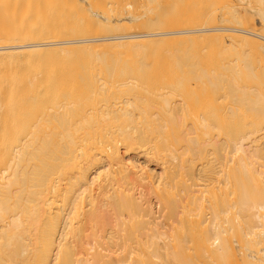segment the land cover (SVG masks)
I'll use <instances>...</instances> for the list:
<instances>
[{
  "label": "bare ground",
  "instance_id": "bare-ground-1",
  "mask_svg": "<svg viewBox=\"0 0 264 264\" xmlns=\"http://www.w3.org/2000/svg\"><path fill=\"white\" fill-rule=\"evenodd\" d=\"M220 7L211 12L229 25L80 38L24 36L20 22L0 30V264H264V0ZM112 54L129 63L115 68ZM199 66L210 70L196 75L192 103L204 91L211 110L187 123L168 106L189 94L183 67ZM91 103L97 113L85 114ZM162 238L174 249L157 248Z\"/></svg>",
  "mask_w": 264,
  "mask_h": 264
},
{
  "label": "rangeland",
  "instance_id": "rangeland-1",
  "mask_svg": "<svg viewBox=\"0 0 264 264\" xmlns=\"http://www.w3.org/2000/svg\"><path fill=\"white\" fill-rule=\"evenodd\" d=\"M150 1H151V3H150ZM85 0L84 2L82 1L81 2V0L80 1H77V0H0V30H2L3 31V34H4V32H7V31H4V29L6 28V29H8V27H9V30H10V33H12V31H11V29H12V27L13 28H15L16 27V25L20 22V23H22V25L20 26V28L22 27V26H27L26 27V29L28 30H22V32H21V34L24 32L26 35H27V33H28V35H30V34H33V37H34V35H40L41 34V32H42V34H41V36H57L58 37V35L62 38H80V37H86V36H96V35H101L102 33H104V34H106L107 32L109 33V32H126V31H128V30H131V31H135V30H138V31H144V30H149V31H162V30H169V29H177L178 27L179 28H193V25H194V28H198L199 27V25H200V27H209V25L210 26H213V25H215L216 23V25H229V24H227V23H221V22H219L218 23V18L220 19V18H222V17H219L218 15H220V14H224L225 12L224 11H221V9H219L220 10V12H219V14H218V12H216L217 10H213L214 12H216L217 14H215L214 12H211V10L212 9H210V8H217L218 9V6L220 7L221 5H222V3H223V1H221V0H214L215 2H213V4L215 3L216 4V6H214L213 4H212V2L211 1H213V0H211V1H209V0ZM156 1V2H155ZM220 1V2H219ZM80 2V3H79ZM147 2H149V3H147ZM155 2V3H154ZM218 2H219V4H218ZM15 4V6L14 5H12V4ZM128 3H130V5H131V7H133V8H127L126 9V7H127V5H128ZM147 3V4H146ZM158 3V4H157ZM4 4V5H3ZM127 4V5H126ZM160 4H162V5H160ZM206 4V5H205ZM221 4V5H220ZM20 5V6H19ZM146 7H151V8H156V9H151L152 11H149V10H147L146 8H145V6ZM12 6V7H11ZM17 6V7H16ZM154 6V7H153ZM159 6V7H158ZM202 6V7H201ZM210 6H212V7H210ZM15 7V8H14ZM158 7V8H157ZM206 7V8H205ZM3 8H4V10H3ZM6 8V9H5ZM9 8V9H8ZM26 8V9H25ZM30 8H32V9H30ZM90 8V9H89ZM221 8V7H220ZM13 9H14V11H13ZM30 9V10H29ZM206 9H208V10H210V12L207 10V12H205L206 11ZM27 10H29L28 12H27ZM90 10V11H89ZM197 10V11H196ZM11 11V12H10ZM130 11H132V13H133V17H132V13L130 12ZM184 11L186 12V13H184ZM10 12V13H9ZM26 12H27V14H26ZM91 12V13H90ZM128 12H130V13H128ZM152 12V13H151ZM181 12V13H180ZM193 12V13H192ZM12 13V14H11ZM183 13H184V15H183ZM196 13V14H195ZM209 13V14H208ZM213 13V14H212ZM189 14V15H188ZM201 15V17L203 16V18H201V17H199V15ZM217 16H215V15ZM222 14V16H224L225 17V15H223ZM126 16H127V18H126ZM181 16V17H180ZM198 16V17H197ZM221 16V15H220ZM132 18V19H131ZM134 18V19H133ZM182 18V19H181ZM190 18V19H189ZM194 18V19H193ZM216 18H217V21H216ZM125 19H127V20H125ZM130 21H129V20ZM149 19V20H148ZM154 20V21H150V20ZM191 19H192V21H191ZM202 19V20H201ZM211 21H210V20ZM180 20V21H179ZM183 20V21H182ZM209 20V21H208ZM150 21V22H149ZM179 21V22H178ZM197 21V22H196ZM199 21V22H198ZM203 23H202V22ZM205 22V23H204ZM181 23V24H180ZM12 24V25H11ZM15 24V27L13 26ZM26 24V25H25ZM29 24V25H28ZM186 24V25H185ZM198 24V25H197ZM31 25V26H30ZM179 25V26H178ZM183 25H184V27H183ZM204 25V26H203ZM18 27H19V24L17 25ZM30 26V27H29ZM36 27V28H34V27ZM44 26V27H43ZM178 26V27H177ZM43 27V28H42ZM173 27V28H172ZM2 28V29H1ZM23 28V27H22ZM8 30V31H9ZM30 30V31H29ZM18 31V29L16 28L15 29V32H17ZM44 32V33H43ZM18 33H20L19 31H18ZM24 33H23V35H24ZM48 35H47V34ZM6 35H8L9 34V32L8 33H5ZM26 35H24V36H26ZM0 36H2V33L0 34ZM30 36H32V35H30ZM53 38V37H52ZM218 48V47H217ZM219 49V48H218ZM112 55H114L116 58H114V57H112L111 59H110V55L108 56L107 55V57L106 56H104L105 58H107L108 59V62L110 61V62H114V61H117L116 62V64L117 65H115V68L117 67H120V66H125V64H124V62H125V60L127 59V57H126V55L124 56V55H119V54H112ZM116 55H118V56H116ZM128 55V54H127ZM120 56V57H119ZM133 56V55H132ZM85 57V59L84 60H86V56H83V58ZM88 57V56H87ZM124 57L126 58V59H124ZM129 57V56H128ZM72 58V60L71 59H67L68 61H73L72 63L75 65V63H76V66L80 69V64L82 63V65L85 63L84 61H80L81 59H80V57H74V58H78V59H80L79 61H78V59H77V61L79 62H77V61H75V60H73V57H71ZM83 58H82V60H83ZM89 58V57H88ZM87 58V59H88ZM92 58H94V56H92ZM96 58H97V56H96ZM134 58V57H133ZM132 57H131V59H133ZM114 59V60H113ZM116 59V60H115ZM123 59H124V61H123ZM119 60V61H118ZM66 61V59L64 60V62ZM131 61V60H130ZM215 61V60H214ZM218 61V60H217ZM60 62H63V61H60ZM67 62V61H66ZM128 62V61H127ZM127 62H125V63H127ZM133 63H134V65H135V60L133 59V61H132ZM54 63V62H53ZM59 63V62H58ZM57 63V64H58ZM68 63H70V64H72L71 62H68ZM77 63L79 64V65H77ZM129 63V62H128ZM56 64V65H57ZM67 64V63H66ZM66 64H64L63 63V65L65 66ZM114 64V63H113ZM112 64V65H113ZM136 64H137V62H136ZM55 65V64H54ZM111 65V66H112ZM127 65H130V64H127ZM137 65H139V64H137ZM175 65V64H174ZM51 66H52V64H51ZM60 66H61V64H60ZM59 66V67H60ZM68 66V65H67ZM72 66V65H71ZM80 66V67H79ZM176 66V65H175ZM63 67V66H62ZM75 67V66H74ZM81 68H83V67H81ZM184 68V73H183V71L181 72L180 71V73H181V75H182V77L183 78H185V79H183L182 81L184 82L183 84H181V85H184L185 84V86H186V88H188L187 89V91L189 90V94H187L186 92V97H185V99H183V97H181V95H179V97H177L178 95H176V96H172L171 98H174L175 97V99L173 100V99H170L171 101H170V106H168V107H170V108H172L173 106V108H174V110L176 111L175 113L177 114V115H183V114H185V115H187V117H186V122L187 123H189V121H191V119H189V115L191 116V117H195V116H200V117H202V116H206L209 112H210V104L207 102V100L206 99H208L206 96H204V94H205V92L203 91V92H201V94L202 93H204L203 95H201V96H194V98H195V101L192 103V92L193 91H195V92H198V88H196V90L195 89H193V83L195 82V81H197L198 80V77L196 76V75H200L201 76V78H203L204 80H207L206 78V76L208 75V71L210 70H207V68L206 67H202V66H199L198 67V69L196 70V71H194L195 69L194 68H192V67H183ZM209 68V67H208ZM173 70H171L170 72H172ZM176 71L179 73V69H176ZM176 71H174V72H176ZM175 73H173V75H174ZM181 81V82H182ZM184 86V87H185ZM110 86H106V88H109ZM181 87H183V86H181ZM113 89V88H112ZM111 90V89H110ZM193 90V91H192ZM192 91V92H191ZM108 92H109V90H108ZM197 94V93H196ZM189 95V96H188ZM189 98H188V97ZM113 99L114 98H118V97H114V96H111ZM182 99H181V98ZM191 97V98H190ZM205 97V98H204ZM110 98V97H109ZM109 98H108V101H109ZM176 98H177V100H176ZM178 98H180V99H178ZM187 98V99H186ZM111 99V98H110ZM119 99L121 100L122 99V97L120 98L119 97ZM204 99V100H203ZM114 100H116V99H114ZM186 100V101H185ZM188 100V101H187ZM113 101V100H112ZM117 101V100H116ZM116 101H113V103H115ZM174 101V102H173ZM179 101H182V102H179ZM98 102H99V100H98ZM100 102H102V101H100ZM119 102V104L121 103L120 101H117V103ZM184 102L186 103V104H184ZM190 103L189 105H188V103ZM218 102V101H217ZM103 103V102H102ZM109 103V102H108ZM108 103H103L102 104V107H100L101 106V103H99V105L97 104V105H95V106H99L100 108H102L103 109V105H107ZM110 103H111V101H110ZM110 103L108 104V105H110ZM113 103H111V104H113ZM178 103V104H177ZM92 104V105H91ZM90 104V107L88 108L87 106L88 105H86V106H84V108H82V111H83V109H85L84 110V113H85V111L87 110V112L86 113H88V112H90L94 107H92L91 108V106H94V103H91ZM146 104V103H145ZM60 105V104H59ZM61 105H62V103H61ZM60 105V106H61ZM144 105V104H143ZM177 105V106H176ZM186 106V108H185V106ZM188 105V106H187ZM60 106H58V109L60 108L61 109V107ZM153 106V107H152ZM151 106V109H153V110H151L152 111V113L154 112L155 113V108H154V105H152ZM157 106V105H156ZM53 107H56L55 108V110H57V104H56V106H55V104H54V106ZM52 107V108H53ZM98 107V108H99ZM158 107V106H157ZM182 107V108H181ZM52 108H50V109H52ZM88 108V109H87ZM104 108H106V106L104 107ZM179 108V109H178ZM91 109V110H90ZM53 110H54V108H53ZM54 110V111H55ZM88 110H90V111H88ZM94 110H95V108H94ZM94 110H93V112H94ZM96 110H97V108H96ZM96 110H95V114L97 113L96 112ZM99 110V109H98ZM158 110V109H157ZM156 110V111H157ZM160 110V109H159ZM51 111V110H50ZM58 111H60V110H58ZM79 111H81V110H79ZM150 111V112H151ZM51 112H53V111H51ZM50 112V113H51ZM159 113H161L162 111H158ZM174 112V111H173ZM80 113V112H79ZM85 113V114H86ZM91 113H92V111H91ZM98 113H99V111H98ZM81 114V113H80ZM93 114V113H92ZM181 198V197H180ZM179 198V199H180ZM183 198V197H182ZM182 198H181V200H182ZM187 199V201L189 200V198L188 197H184L183 198V201H184V199ZM192 198V197H191ZM190 198V199H191ZM198 198V197H197ZM196 198V199H197ZM200 198V200L199 201H201L200 202V204L202 203V205H203V203H208V201H206V200H209L210 201V199H211V197H209L208 199H206L205 200V197H199ZM203 198H204V200H203ZM206 198H207V196H206ZM185 199V200H186ZM193 199V198H192ZM191 199V200H192ZM194 199H195V197H194ZM193 199V200H194ZM204 201V202H202V200ZM213 199H215V202H216V198H212L211 200H213ZM222 199H223V197H222ZM222 199H220V200H222ZM227 199V198H226ZM192 200V201H193ZM198 200V199H197ZM196 200V201H197ZM217 200H219V197H218V199ZM219 200V201H220ZM231 200V199H230ZM183 201H182V203H179V205L181 204H183ZM198 201V202H199ZM224 201H225V199H224ZM223 201V202H224ZM190 201H188V203H189ZM212 202H214V200L212 201ZM185 203V202H184ZM187 202L185 203V204H188ZM219 203V202H218ZM221 203V202H220ZM184 204V205H185ZM196 204V203H195ZM200 204L198 203L197 205H199L200 206ZM223 204V203H222ZM178 205V206H179ZM184 205H182V206H184ZM189 206H190V204H188ZM185 206V207H189V206ZM192 203H191V208H192ZM201 205V206H202ZM219 205V204H218ZM197 207V210H194L193 208L192 209H190L189 210V208L187 209V211L189 210L190 212H192V215H193V217H197L198 218V216H200V217H203L204 215L206 216V214H204V213H206V211H207V209L206 210H204L203 211V209H201V207ZM204 206H205V204H204ZM204 206H202L204 209H205V207ZM177 207V206H176ZM185 207H183V208H181V207H178V208H181V209H184ZM194 207V206H193ZM196 207V206H195ZM178 208H176V211H177V213H175V215L177 214V216H178V218H179V213L178 212H182L183 210H177ZM199 208V209H198ZM185 209V210H186ZM201 209V210H200ZM222 209H223V205H219L218 206V208H217V213H219V215L221 214L222 215V213H221V211H222ZM166 211V210H165ZM165 211H163V212H165ZM167 212V211H166ZM165 212V213H166ZM184 212V211H183ZM195 213H197L196 215H195ZM199 213V214H198ZM163 214L164 213H162L161 212V215H162V217H163ZM167 214V213H166ZM166 214H164L165 216H174V214H170V215H166ZM184 214H185V212H184ZM188 213L186 212V215H187ZM204 214V215H203ZM189 216H191L192 217V215H191V213H189L188 214ZM203 215V216H202ZM180 216H181V213H180ZM187 217V220H188V218H190L189 219V221H187V223L189 222H194V223H192L193 225H196V223H199L200 221V219L198 220V219H192L191 217ZM204 216V217H205ZM208 216V215H207ZM182 217H185L184 215L182 216ZM199 217V218H200ZM165 218V217H164ZM164 218H162V219H164ZM176 218V217H175ZM162 219H161V221H162ZM167 220H169V221H171V218H166ZM173 219H174V217H173ZM177 219V218H176ZM175 219V220H176ZM185 219H186V217H185ZM191 220V221H190ZM199 222H198V221ZM201 220H203V218L201 219ZM163 221H165V219L163 220ZM166 222V221H165ZM172 222L173 223H175L174 222V220H172ZM171 222V223H172ZM167 223V222H166ZM166 223H162L164 226H165V228H166ZM170 223V224H171ZM172 223V224H173ZM189 223H188V225H189ZM191 223H190V225L191 226H193ZM169 225V224H168ZM190 225H189V227H190ZM164 228V231L165 232H167L166 231V229H168V228H166L165 229ZM163 237H165V236H163ZM163 240L165 239V238H162ZM167 239V238H166ZM166 239L164 240L165 241V243H164V241L163 242H161V241H159L157 244L159 245V246H157V248L158 247H160V244L159 243H161L162 245V249H163V246L165 245V244H167L166 242ZM164 243V244H163ZM181 244H183V242L181 243ZM180 245V244H179ZM179 245H177L176 246V248H177V250H178V252H177V256L179 255L180 256V254H178L179 252H183V250H182V248L181 247H183L184 246V250H187L186 249V247L189 245V244H187L186 242H185V245H180V247H179ZM149 246V245H148ZM152 246V245H151ZM151 246H149V247H151ZM153 246H155V245H153ZM168 245H165L164 246V249H169L170 248V244H169V247H167ZM156 247V246H155ZM167 247V248H166ZM171 247H172V245H171ZM175 247V246H174ZM174 247H172V248H170V249H174ZM146 249H148V247L146 248ZM152 249V248H151ZM150 248L148 249V250H151ZM163 249V250H164ZM182 251H181V250ZM164 252V251H163ZM153 252H152V250L151 251H149V252H147L146 254V256H150L151 257V255L150 254H152ZM149 256L148 257H146V259H147V261H149V260H151L152 259V257L149 259ZM181 257V256H180ZM206 258V257H205ZM204 258V259H205ZM157 260V261H159V258L158 259H156V258H154L153 257V259H152V261H150V262H153V263H155L154 261L155 260ZM154 260V261H153ZM208 260V259H207ZM206 260V261H207ZM171 261V260H170ZM238 261V260H237ZM171 264H172V262H170ZM206 263V262H205ZM150 264H152V263H150ZM173 264H175L174 262H173ZM207 264H208V262H207Z\"/></svg>",
  "mask_w": 264,
  "mask_h": 264
}]
</instances>
